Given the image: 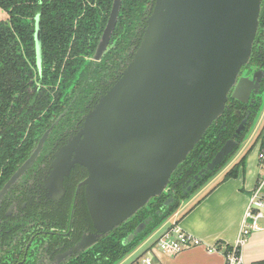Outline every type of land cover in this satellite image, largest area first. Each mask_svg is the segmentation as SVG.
I'll use <instances>...</instances> for the list:
<instances>
[{
	"label": "water",
	"instance_id": "water-1",
	"mask_svg": "<svg viewBox=\"0 0 264 264\" xmlns=\"http://www.w3.org/2000/svg\"><path fill=\"white\" fill-rule=\"evenodd\" d=\"M262 1L154 0L132 59L53 162L48 178L51 195L63 190L62 178L74 164L87 170L82 183L95 232L83 235L71 251L89 249L154 198L169 194L172 175L221 117L227 100L245 104L258 92L263 70L250 67L247 73L248 69H242L252 56ZM120 5L121 0H112L91 60L98 62L106 52ZM34 41L39 65L38 17ZM244 123L242 119L192 183L234 150ZM40 147L41 141L4 183L0 199L32 165ZM171 201L170 193L164 205ZM151 220L148 215L139 222L123 243L141 233Z\"/></svg>",
	"mask_w": 264,
	"mask_h": 264
},
{
	"label": "trees",
	"instance_id": "trees-1",
	"mask_svg": "<svg viewBox=\"0 0 264 264\" xmlns=\"http://www.w3.org/2000/svg\"><path fill=\"white\" fill-rule=\"evenodd\" d=\"M150 1L121 0L116 29L119 31L124 24L134 28ZM111 4L112 0H0V8L8 14L6 21L0 20V185L27 157L41 126H45L49 117L59 110L61 99L68 100L69 94L74 89L78 90L67 112L73 123L86 100L107 89L108 86L102 87L103 83L108 81L112 69L118 65L114 61V52L106 51L99 62L90 57L105 26ZM36 14L40 20V67L36 65L33 36ZM261 57L264 59V0L252 56L244 67L248 69L247 73L250 72L251 61ZM254 107L229 98L221 117L207 129L172 175L169 194L154 198L132 219L103 236L97 243L98 252L96 245L81 255L89 259L95 254L96 260L86 264H111L113 260L121 259L222 169L248 133L259 110ZM245 115L247 120L243 131L235 138L234 150L213 170L192 183L193 176L232 137ZM244 161L245 155L225 172L221 182L235 177ZM187 186H190L188 190ZM170 193L172 201L164 205ZM148 215L152 220L146 228L130 242L123 243L127 234ZM6 235L9 238V233ZM25 244L23 240L22 249ZM72 264L78 262L73 261Z\"/></svg>",
	"mask_w": 264,
	"mask_h": 264
},
{
	"label": "flooded vegetation",
	"instance_id": "flooded-vegetation-1",
	"mask_svg": "<svg viewBox=\"0 0 264 264\" xmlns=\"http://www.w3.org/2000/svg\"><path fill=\"white\" fill-rule=\"evenodd\" d=\"M153 3L154 0H151L147 4L145 12L134 28H129L124 24L118 31L115 24L106 51L114 52V61H117L118 65L112 69L113 73L108 76V81L103 83V88L108 86V89L120 76L126 64L132 59L142 39L146 20L151 14ZM0 10L2 12L0 20L6 21L8 19L7 12L1 8ZM36 17L39 18V15L36 14L34 17V32ZM35 58L37 65L36 51ZM40 66L41 52L40 64L37 67ZM249 66L262 69L263 76L258 92L252 93L249 101L245 104L250 107L256 106L254 108L260 110L264 91V59L262 57L255 59L251 61ZM242 70H245V68ZM107 89L103 93L97 94L95 98L87 99L83 108L78 111L76 115L78 117L74 119L73 123L67 112L78 90L74 89L69 94L68 100L63 101L61 99L62 104L59 110L49 117V121L45 126H41L37 140L34 142V146L27 157L8 176L7 180L31 155L41 141L40 150L35 156L32 165L25 169L0 199V264H72L73 261H77L78 264H86L87 261L90 263L96 260L94 253L92 257L89 256V259L81 255L93 249L105 235L100 236L89 249L80 250L79 252L71 251L75 243L80 241L83 235L95 232L87 210L84 194L85 185L82 183L87 177L86 168L80 164H74L69 169L68 174L62 178L63 190L59 189L52 195L49 194L48 178L54 171L53 162L56 160L60 148L71 137L76 135L82 126L84 116L93 108L99 96L104 94ZM243 119H245L246 123L247 115ZM7 180L1 183L0 189ZM8 233L9 238L6 235ZM23 240L26 241V244L28 243V247H23L22 249ZM16 244L17 246H15ZM96 248V252H98L99 245ZM121 259L113 260L111 264H116Z\"/></svg>",
	"mask_w": 264,
	"mask_h": 264
},
{
	"label": "crops",
	"instance_id": "crops-1",
	"mask_svg": "<svg viewBox=\"0 0 264 264\" xmlns=\"http://www.w3.org/2000/svg\"><path fill=\"white\" fill-rule=\"evenodd\" d=\"M257 139L253 137L246 144L242 142L220 171L182 202L173 216L166 219L116 264H138L136 259L142 254H149L162 264H222V252H208L205 246H230L236 239L248 195L264 172V166L257 159ZM243 155L245 161L239 167L237 175L221 182L225 172ZM172 221L200 239L201 244L188 247L175 255L164 254L155 249L153 244L157 235ZM259 225L262 229L253 231L242 247L243 257L250 264H264V219L259 221Z\"/></svg>",
	"mask_w": 264,
	"mask_h": 264
},
{
	"label": "built area",
	"instance_id": "built-area-1",
	"mask_svg": "<svg viewBox=\"0 0 264 264\" xmlns=\"http://www.w3.org/2000/svg\"><path fill=\"white\" fill-rule=\"evenodd\" d=\"M260 133L261 135L259 137V133L257 135V159L260 164L264 166V122L262 124ZM263 190L264 172L258 179L257 184L252 189L251 193L248 195L240 228L232 245L221 246L220 248L214 245L205 246L208 252H222V264H250L243 257L242 247L246 243L248 236L251 235L253 231L262 229L259 225V221L264 219ZM200 244V239L191 233L184 231L176 221H172L159 232L154 241L153 247L164 254L175 255L188 247L197 246ZM136 262L138 264H162L155 261L149 254L139 255L136 259Z\"/></svg>",
	"mask_w": 264,
	"mask_h": 264
},
{
	"label": "rangeland",
	"instance_id": "rangeland-1",
	"mask_svg": "<svg viewBox=\"0 0 264 264\" xmlns=\"http://www.w3.org/2000/svg\"><path fill=\"white\" fill-rule=\"evenodd\" d=\"M263 122H264V91H263V93H262V105H261V108H260V110H259V112H258V114H257V117H256V119H255V121H254V123H253V125H252V127H251V129L249 130V132H248V135L246 136V138L243 140V143H247V141L248 140H251V138L253 139V137L256 139V137H257V135H258V133H260V131H261V127H262V124H263ZM245 143V144H246ZM249 148V147H248ZM225 166V165H224ZM221 170V169H220ZM219 170V171H220ZM208 182V181H207ZM184 202V201H183ZM182 204V203H181ZM181 206V205H180ZM179 206V207H180ZM179 209V208H178ZM177 209V210H178ZM176 210V211H177ZM176 211H174V213H176ZM173 213V214H174ZM172 214V215H173ZM172 215H170V216H172Z\"/></svg>",
	"mask_w": 264,
	"mask_h": 264
}]
</instances>
